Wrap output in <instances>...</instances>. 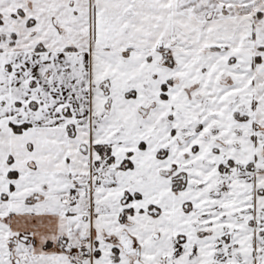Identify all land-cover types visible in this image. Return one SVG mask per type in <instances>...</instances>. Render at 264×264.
Listing matches in <instances>:
<instances>
[{
  "label": "snow or ice",
  "instance_id": "1",
  "mask_svg": "<svg viewBox=\"0 0 264 264\" xmlns=\"http://www.w3.org/2000/svg\"><path fill=\"white\" fill-rule=\"evenodd\" d=\"M0 264H264V0H0Z\"/></svg>",
  "mask_w": 264,
  "mask_h": 264
}]
</instances>
